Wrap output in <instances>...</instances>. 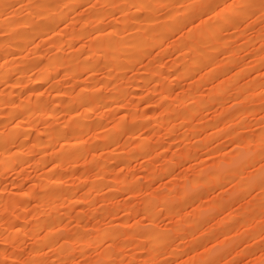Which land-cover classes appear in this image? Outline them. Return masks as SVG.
Listing matches in <instances>:
<instances>
[{
  "label": "rangeland",
  "instance_id": "1",
  "mask_svg": "<svg viewBox=\"0 0 264 264\" xmlns=\"http://www.w3.org/2000/svg\"><path fill=\"white\" fill-rule=\"evenodd\" d=\"M193 1L198 9L195 16L152 45L123 75L117 73L115 83L125 85V92L112 103L93 105L87 113L85 105H65L81 88H98L100 95L111 91L112 83L105 82L108 69L101 59L96 72L80 71L75 78L66 76L65 67L59 66L51 81L34 90L45 102L58 103L51 118L36 115L33 124L26 120L30 129L25 146H12L26 154L12 169L0 170V264H29L34 253L38 264H264V0L236 19L235 25L223 28L218 42H227L228 48L222 46L211 65L198 66L185 79L188 54L181 46L189 41L187 36L194 37L205 23H217L218 12L237 2L210 0L211 5L209 0V4L199 0L201 6L198 0H168L158 5L157 14H176L175 10L178 14ZM104 2H81L69 12L68 21L59 24L55 37L64 46L61 54L91 53L96 30L87 20L94 9L104 8L97 29L120 26L121 10L108 9ZM85 21V34L68 44L67 31L78 30ZM132 27L127 26L125 32ZM55 37L37 39L33 50L36 45V53L49 56L57 50L52 42ZM25 81L11 94L15 103L35 98L29 91L31 83ZM0 83V92L9 88L10 84ZM216 88L220 93L214 96ZM59 89L66 92L61 101L54 97ZM1 110L0 106V131L4 132L16 120H5ZM75 120H87L88 127L73 159L56 163L53 158L64 140L77 141L73 137L42 150L32 149L35 137L43 138L47 128L65 127ZM105 130H115V134L106 137ZM140 146L144 152L138 151ZM47 178L59 181L63 196L56 210L58 235L50 236L42 220L44 226L34 225V219L48 210L37 199L42 193L38 186ZM148 231H161L166 238L154 250H150L153 240ZM45 235L54 240L43 243ZM59 246L68 255H61Z\"/></svg>",
  "mask_w": 264,
  "mask_h": 264
},
{
  "label": "bare ground",
  "instance_id": "2",
  "mask_svg": "<svg viewBox=\"0 0 264 264\" xmlns=\"http://www.w3.org/2000/svg\"><path fill=\"white\" fill-rule=\"evenodd\" d=\"M84 1H87V0H0V82L4 81V83L6 82V83L10 84L9 86L7 85L9 88H3V90H1V92H0V106H1V109L3 110V111L1 110L2 113L4 112V115L6 117L5 120H9V121L16 120V122L14 124H10V125L8 124V127L6 126L7 129L5 128L6 130L4 132L2 129H1L2 132L0 131V170L12 169L10 167H12L14 165L13 163H15V161H19V160L21 162L23 154H26V153H23L24 151L20 150L19 148H15V149L12 148V146H18V147H19V145L25 146V144L27 142L26 141L27 139H25V136H27L26 133L30 129V126H28L29 123L24 124L27 122L26 120H28V122H29L36 115L42 116L43 117L42 119H44V118L47 119L53 114V112L55 111V108H57V106H56L57 104H55V103H58V102L54 101V102H51L52 104H49L48 101L45 102L44 100H42L40 98L38 91L37 92L34 91V90H36V88L38 86L40 87L39 84L47 82L51 79V77H52L51 74H52V72H54L55 69H57L59 66L60 67L64 66L65 71L64 70L63 71L65 72L66 76L69 75V76L75 78V77L79 76V75H77V73L80 71H86L87 70V71L92 72L96 68V66L99 65L98 64L99 62L97 60L101 59L102 60L101 64L104 65L103 67L104 68L107 67V69H108L107 72L105 73L106 74L105 75V77H106L105 82L112 83L111 84V91H109V93L107 91L108 94H105V95L101 94L100 95L98 92L99 91L98 88L97 89H94V88L85 89V88H83V90L81 88V90H79L78 94L75 93L76 95L73 97V101L72 102L69 101L65 105L67 108H72L73 103L85 105V111L84 112L87 113V111H89L91 106H93V105L110 104V103H112V101L115 100L116 97L119 98V96L123 92H125L124 91L125 85L115 83V78L117 76V73H120L121 75H123V73H125L124 72L125 69L127 67H129L132 63H135L137 60H140L152 45L161 41L162 39H165V36H167L169 33L178 29L182 24H186L183 21H186L185 19H189V18L195 16V12L196 11L198 12L197 7L195 8L196 2H194V1H193V3L191 2L190 4L188 2V4H187L188 6L186 9H184V8L182 9V7H181L182 11L180 10L178 12V14H177V10H175L176 14L173 12L170 13L171 12L170 11L167 14H172V15L166 16L167 15L166 14L165 16H163V15L159 16L160 14L159 15L157 14L158 13L157 11H159L158 10L159 9L158 7L160 6L159 4H161V6H163L164 2L165 1L168 2V0H101L103 2L106 1L104 3H106L108 5V9H114V8L117 9L118 8L121 10V13H120L121 15L119 18L120 26L113 25L112 26L113 28L109 27V30H107V31H105V30L102 31L101 29H97V28H99L97 26L99 25L98 23L101 20L100 18L103 17L102 15L104 14V12H103L104 8H101V9L98 8V10L94 9V12L90 13L91 14L90 16L88 15L89 19L87 17V19H88L87 21H90L91 23H93L95 25V30H96V31L94 30L95 35L93 36V38H91V42H90L91 53H89V54L86 53L87 55L83 54L84 56H80L79 54L69 52L70 54H67L64 56V54H61L62 53L61 51H63V50L60 49V47L63 44L58 45L59 44L58 39H60V38L55 37L56 34H58L57 28H58L59 24H61L62 22L66 21V20L68 21L69 12L75 6H77L78 4H80L81 2H84ZM200 1L202 2V0H200ZM216 1L217 2H215V1L214 2L218 3V0H216ZM199 2H197V5L199 4ZM201 2H200V4H201V6H203ZM209 2H211V5H214L212 1L209 0ZM261 2H262V0H237L235 7H233L235 3L234 4L231 3L232 5L228 4V6L225 4L226 8L221 6V7H223V10L221 9L220 12H218V13H220V15H218L219 17L217 16L219 19L217 21V23H213V24L210 22L205 23L199 30L196 29L197 33L196 34L193 33L194 37L193 36L188 37L186 35L187 36L186 40H189V41L184 42V40H183L182 42H184V43L181 46V48H182L181 50H184V53L188 54V57H187L188 61L186 60L188 63V65H187L188 67L184 69L185 70L184 72L182 71L183 72V74H182L183 78L190 79L193 75L192 74L193 71L200 65L201 66L202 65H205V66L211 65L214 62L215 54L217 52H219L218 50L221 49L222 46L223 47L225 46V49L228 48L227 42H223V44L218 42V40L221 39L222 29L225 28L226 26L235 25L236 19H240L241 16H243L245 13H247L250 9L254 8L255 5H260ZM169 3H173V2L170 1ZM204 3L209 4L208 0H204ZM15 5H17V6H15ZM107 5H106V7H107ZM201 6H198V8L202 9L203 7H201ZM132 7L134 8V10H132L133 9ZM207 7H209V6H207ZM211 8H213V6H211ZM108 9H107V11H108ZM203 10H205V9H203ZM253 10H255V9H253ZM110 11H113V10H110ZM155 13L157 14V16H154V15H156ZM201 14H203V12H201ZM80 19L83 20V18H81V17H80ZM84 20H85V18H84ZM70 21H71V18H70ZM87 21H85L84 24H81L83 26L79 27L78 30L71 29L70 31H67L65 41L68 44H71L73 42V40L77 39V37L79 38L80 36L85 34L86 31H84V28H85ZM68 24H70V23H68ZM88 24H90V23H88ZM129 25H131V26L133 25L134 29L132 31H130L131 30V27H130L129 32H125L126 31L125 28ZM61 31H63V30H61ZM92 32H93V30H92ZM49 34H52V36L55 37V39L52 40V42H53V45H55L54 48L56 47L57 50L56 51L53 50L54 52L49 53L48 54L49 56H45V54H44V57H43V55L41 53H36V51H38V50H36L37 46L35 45V48H34L35 50H33L32 45L35 44V41L37 39H39V38L41 39L43 36H46ZM63 34H65V32H63ZM90 35H91V33H90ZM217 42L219 45L221 44L220 48H219ZM72 45H74V44H72ZM31 47H32V49H31ZM62 47H63L62 49H64V46H62ZM27 50H28L29 54L28 53L22 54L23 51L27 52ZM50 50H51V48H50ZM233 50H234V48H233ZM10 56H11V61L9 62L8 60H10V58L7 60V57H10ZM2 58H3V61L1 62ZM4 58H6V60H4ZM171 67L173 68L172 65H171ZM157 68L158 67H156V69ZM211 68L213 70V66ZM97 69H95L94 72H96ZM214 69H216V67ZM161 70H162V68H161ZM35 71H37V72H35ZM166 71H168V70H166ZM30 72L31 73L33 72V73L29 74ZM10 73L11 74L14 73L17 75H16V77H13L14 75L12 74L13 76L10 77L11 76ZM34 73H36V76L33 75ZM120 74H118V75H120ZM31 75H33L34 77L31 78L32 77ZM176 78H178V77H176ZM234 79L236 80V78H234ZM23 80H26L24 83H27V85H28V82L31 83L29 91L31 92V95H34L35 98L32 96L34 98V100H31V97H30V98L26 99V101H20L18 103L16 101V103H15V101H13L11 94L14 92L13 90L16 87V85L18 84V86H19V84H21V82ZM113 80H114V82H113ZM152 81H153V78H152ZM123 84H125V83H123ZM57 85H59V84H57ZM231 86H233V85H231ZM236 87H238V86H236ZM24 88H26V87H24ZM50 88H52V87L50 86ZM55 88H53V89H55ZM58 88H59V86H58ZM256 88L257 87H255V89ZM221 89L223 91V88H221ZM234 89L235 88H233V90ZM55 91L56 90H54V93H55ZM63 91H65V89ZM63 91L61 92L59 89V91H56V93L54 94V97L57 98V100H59L60 98H63V95H66V92H63ZM259 91H260V89H259ZM214 93H215V95H214ZM214 93H213L214 96H216V94L218 95L220 93V89L217 90V88H216V92H214ZM59 101H61V99ZM88 108H89V110H88ZM72 117H74V119H75V116H72ZM85 121H87V120H85ZM85 121L84 120L83 121L82 120H75L73 122L71 121L72 123L70 125L68 124V122H69L68 121L67 122L68 125L66 124L65 127H63V126L62 127H56V128L54 127L52 130H48L49 128H47V131H44L45 133H44V137L42 136L43 138H41V136L35 137L34 142H33L34 144L32 145V147L34 146L36 148H39V150H42V149L46 148L47 146H49L50 144H52L54 141L56 142V141L61 139V142H62V139H65L67 136L73 137V138H75L74 140H77V141L73 140L74 142H70L69 139H68L69 141L64 140V142H62V144H61L62 148L61 149L59 148L60 150L53 152V154H54L53 158L56 161V163L57 162L60 163V162L70 161V159H73L74 156H76V154H78L80 152V147H81L82 141H80L79 139H80V136L83 134V132H85V130L88 127V123H86ZM135 121L136 120H131L130 123H135ZM141 121H143L144 123H147V120H141ZM1 122H4V121H2V119H1ZM7 122H5L4 124L2 123V125H5ZM32 124H33V120H32ZM47 125H49V124H47ZM115 130H117V129H115ZM115 130H111V131L105 130L104 136L108 137L107 135H109L110 133L115 134V132H114ZM29 147H28V149L27 148H25V149H27V150L31 149L30 145H29ZM34 147L32 149H35ZM46 151H47V149H46ZM138 151L144 152L145 148L143 146H140L138 148ZM239 159L241 161L244 160L243 158H239ZM53 163H54V161H53ZM58 166H60V165H58ZM261 172H260V174H261ZM51 177H53V176H51ZM55 177L57 178V176H55ZM59 185H60V183L57 179H55V178H49L48 179L47 178L45 181L41 182L40 185L38 186V187H40L39 189L42 190L40 197L38 194H36V195H38L37 199L39 198L38 200H40V202L43 204V206L46 205L48 207V210L46 207L45 209L47 210V212L45 210H44L45 212H42V216H41L42 218H39V216L37 215L38 217H36L34 219V225H38L39 222L42 223L39 225H43V222H44V225L45 226L47 225L46 226L47 228L46 227L45 228L48 229L47 232H45V234L49 235V236L57 233V229L55 226L57 223H59V220H60V215H58L57 214L58 211H56L57 210V203L60 202V199H62V197H63V196L61 197V190L59 188ZM188 191H187L188 194L191 193ZM184 193H186V192L184 191ZM187 193L185 195H187ZM20 196L23 197V194H21ZM2 201H3V199H2ZM42 204H40V205H42ZM30 210H31V208H30ZM46 218H48V219L50 218L51 220L47 221ZM199 222L197 224H199ZM16 224H18V223H16ZM16 227H14V229ZM107 228H108V226H107ZM14 229L13 230L11 229V230L13 232H15L16 230H14ZM59 229H61V228H59ZM159 232H161V231H159ZM159 232L158 233L157 232H151V231L147 232L148 235H150V237L153 240V244L151 247L152 249H150V250H154L161 242H163L165 237L163 235L159 234ZM46 235L44 236L46 238L43 241V243L44 242L49 243L52 240V239H50L49 236H46ZM57 235H58V233H57ZM168 235H169V233H168ZM60 237H61V235H60ZM170 237H171V234H170ZM88 240H90V239H88ZM134 245H133V247H134ZM102 246H104V245H102ZM59 248L62 252H60L59 250H56L57 252L59 251L61 255H62V253H65V255H68L69 252H67V250L64 248V246H59ZM135 248H133V249H135ZM40 251H42V249ZM35 252H36V250H35ZM33 257H34L33 260L29 264H38L37 263L38 259L35 256V253H34ZM4 259H3V261H4ZM30 259H32V258H30ZM51 263H53V262H50V264ZM95 263H96V261H95Z\"/></svg>",
  "mask_w": 264,
  "mask_h": 264
}]
</instances>
